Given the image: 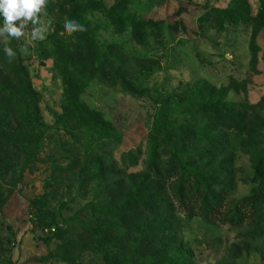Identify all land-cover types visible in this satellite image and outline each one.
<instances>
[{
  "label": "rangeland",
  "instance_id": "374dc122",
  "mask_svg": "<svg viewBox=\"0 0 264 264\" xmlns=\"http://www.w3.org/2000/svg\"><path fill=\"white\" fill-rule=\"evenodd\" d=\"M41 19L46 39L28 55V34L10 40L47 130L31 155L0 164V264L133 263L142 239L111 230L109 198L125 204L150 174L143 197L188 188L151 221L172 229L159 238L170 264H264V0H49ZM65 19L87 31L67 36ZM204 84L227 88L254 138L206 115ZM69 92L93 119L68 114Z\"/></svg>",
  "mask_w": 264,
  "mask_h": 264
},
{
  "label": "trees",
  "instance_id": "16d2710c",
  "mask_svg": "<svg viewBox=\"0 0 264 264\" xmlns=\"http://www.w3.org/2000/svg\"><path fill=\"white\" fill-rule=\"evenodd\" d=\"M82 13L84 14V12ZM71 15L73 14L71 13ZM9 46L14 49L12 43ZM0 69V164H3L9 161V156L13 153L15 155L18 153H25L27 156L31 155V153L27 152L29 147L32 144H34L33 147H39L45 136L47 126L42 121L39 96L32 86L25 66L17 56L9 63L4 54L2 44H0ZM227 93V88L217 90V88L209 84H204L198 91V102L202 104L207 116L218 117L217 123L222 125L227 132H233L237 136L246 134L247 137L254 138L257 135L256 126L252 122L247 121L244 116L242 117L240 113L228 108L229 104L226 102ZM69 94L70 96L72 95L71 92ZM216 95H218V99L214 100ZM69 101L68 114L76 115L83 122L93 119L91 114H89V110L85 106L79 105V100L77 101L75 96L69 97ZM82 114L88 116H82ZM223 115H225V118ZM12 117L22 127L27 128V131L24 128L14 129L10 121ZM157 182V178L152 174L147 175L140 186L132 182L131 187L136 195L130 196L123 205L118 206L119 195L109 198L111 200L110 203L114 206L106 214L111 218L109 223L111 230H125L129 242L135 237L142 239L139 241L140 249H135L134 251L132 247L127 250L129 261L133 262L131 264H134L133 257L135 253L142 254V256L140 255L144 259L142 264H157L158 259L163 255H166L165 264H170L169 261L172 258L171 250H167L164 244L159 242V238L164 235H170L172 229L164 226H155L154 223L157 220L155 217L158 216L164 202L169 203L170 208L172 204L173 208V197L186 198L188 188L182 186L179 192L175 191L172 197L166 196L163 200H159L155 196L143 197L141 195L143 189H146L149 192L148 194L152 193V190L156 187L155 185L158 184ZM200 194H205L206 199H210L209 201L213 199L208 196V191L204 188ZM253 200V204L259 202L255 197ZM215 208H210L208 213L205 212V215H216L217 211ZM135 217H138L140 223H142L141 232L139 230L134 232L133 218ZM151 221H154V223L152 224ZM82 225H85V223H82ZM85 232L83 231V237H85ZM90 232L98 233L99 231L90 230ZM136 244L138 245V241H136Z\"/></svg>",
  "mask_w": 264,
  "mask_h": 264
},
{
  "label": "clouds",
  "instance_id": "9594fccd",
  "mask_svg": "<svg viewBox=\"0 0 264 264\" xmlns=\"http://www.w3.org/2000/svg\"><path fill=\"white\" fill-rule=\"evenodd\" d=\"M49 0H0V44L3 45L4 54L9 63L17 56L11 47L10 40H20L26 34L30 37L20 47L21 54H29V45L36 41L46 39L47 24L41 19L45 13ZM87 28L75 19H65L63 33L73 36L76 33L86 32Z\"/></svg>",
  "mask_w": 264,
  "mask_h": 264
},
{
  "label": "water",
  "instance_id": "95a60500",
  "mask_svg": "<svg viewBox=\"0 0 264 264\" xmlns=\"http://www.w3.org/2000/svg\"><path fill=\"white\" fill-rule=\"evenodd\" d=\"M10 229V228H9Z\"/></svg>",
  "mask_w": 264,
  "mask_h": 264
}]
</instances>
